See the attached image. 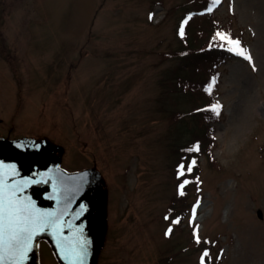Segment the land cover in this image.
<instances>
[{"label":"rangeland","instance_id":"374dc122","mask_svg":"<svg viewBox=\"0 0 264 264\" xmlns=\"http://www.w3.org/2000/svg\"><path fill=\"white\" fill-rule=\"evenodd\" d=\"M192 2L0 0V123L100 175L98 264H264V0ZM216 40L242 55L215 83L185 51ZM38 258L61 264L46 237Z\"/></svg>","mask_w":264,"mask_h":264},{"label":"water","instance_id":"95a60500","mask_svg":"<svg viewBox=\"0 0 264 264\" xmlns=\"http://www.w3.org/2000/svg\"><path fill=\"white\" fill-rule=\"evenodd\" d=\"M63 150L0 136V264H37L41 237L61 264H97L108 192L94 169L64 168Z\"/></svg>","mask_w":264,"mask_h":264},{"label":"trees","instance_id":"16d2710c","mask_svg":"<svg viewBox=\"0 0 264 264\" xmlns=\"http://www.w3.org/2000/svg\"><path fill=\"white\" fill-rule=\"evenodd\" d=\"M213 5H214V0H193L191 8L193 10L198 11V13L200 14H207L213 10L211 9ZM185 53H189L187 54V56L190 59L191 65L198 64V65L206 66L209 67L212 73L215 72V75L210 76V79L211 77L215 76V83L217 82L216 78H217L218 67L221 64L227 62L228 60L232 59L233 57L242 55L239 52H237V50H235L234 48L230 46H226L224 43L218 42L217 40L214 42L212 41L211 44L208 45L206 44L203 47H199L196 49L194 48L186 49ZM206 83H204V85L202 84V86L196 85L194 88L201 92H206L207 94H209L207 92L208 88L205 87ZM217 107L218 104L212 102L207 106L200 108L194 113L195 116H198V118L202 119L203 124H205V127L203 129L204 135L207 134L206 125L207 124L210 125V123L216 121L221 113L220 111L221 108L218 109ZM194 143L196 144L189 143L188 146L184 147V150L186 151L185 156L188 157V160L192 161V169L197 167V158H198L197 154L201 153L203 149V143L200 142L199 139L196 140Z\"/></svg>","mask_w":264,"mask_h":264},{"label":"flooded vegetation","instance_id":"af4514ba","mask_svg":"<svg viewBox=\"0 0 264 264\" xmlns=\"http://www.w3.org/2000/svg\"><path fill=\"white\" fill-rule=\"evenodd\" d=\"M0 136H4V137H8V138H16L17 137V136L13 137L9 130H4L2 127V123H0ZM106 224H107V229H106L105 237H106L107 230H108V206H107ZM105 237H104V239H105ZM103 245H104V241H103ZM103 245H102V247H103ZM102 247H101V249H102ZM101 249H100V251H101ZM99 255H100V252H99ZM99 255H98V259H99ZM97 264H98V262H97Z\"/></svg>","mask_w":264,"mask_h":264},{"label":"bare ground","instance_id":"6f19581e","mask_svg":"<svg viewBox=\"0 0 264 264\" xmlns=\"http://www.w3.org/2000/svg\"><path fill=\"white\" fill-rule=\"evenodd\" d=\"M20 138V137H19ZM63 166V165H62ZM75 170H80V169H75ZM75 170H70V171H75ZM106 189V188H105ZM107 217V216H106ZM40 261H39V258H38V255H37V264H40L39 263ZM98 262V261H97Z\"/></svg>","mask_w":264,"mask_h":264}]
</instances>
